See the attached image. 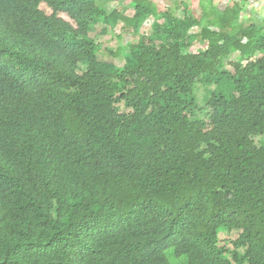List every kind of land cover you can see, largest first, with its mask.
<instances>
[{
	"label": "trees",
	"instance_id": "trees-1",
	"mask_svg": "<svg viewBox=\"0 0 264 264\" xmlns=\"http://www.w3.org/2000/svg\"><path fill=\"white\" fill-rule=\"evenodd\" d=\"M118 1L0 0V264H264V17Z\"/></svg>",
	"mask_w": 264,
	"mask_h": 264
},
{
	"label": "rangeland",
	"instance_id": "rangeland-1",
	"mask_svg": "<svg viewBox=\"0 0 264 264\" xmlns=\"http://www.w3.org/2000/svg\"><path fill=\"white\" fill-rule=\"evenodd\" d=\"M153 3H160L163 5H166L162 0H150ZM199 0H192V4L194 5L196 9V13L199 15L200 13V7H199ZM213 5L216 6L219 10H223L226 7V4L228 0H212ZM96 3L107 13H111L112 10L116 6H121V3L118 0H96ZM244 13L247 15L253 14L257 16L260 20L264 17V0H249L246 4H244ZM127 9V16L132 17L133 16V9L125 7ZM243 13V14H244ZM181 15V13H179ZM152 20L144 21L141 28L139 29L140 33H145ZM98 28H102L103 25L99 23L97 25ZM122 27V23H118L113 29H108V32L106 35H96L93 33V38L95 39V42L99 44L100 50H99V56L102 59H113L115 65L117 67H123L125 65V59H124V49L127 44L134 42L135 36L134 33L131 31L132 27H130V30L126 33H124L121 37L118 36V33L120 32ZM193 32H197L198 29L192 30ZM198 45H196L193 49H197ZM114 52L111 54V52ZM115 54V55H113ZM237 59V54H234L230 56L229 58L223 60L222 67L229 68L228 63L229 61H235ZM208 89H213V87H210ZM207 89L204 88L201 85H198L196 88V94L199 106L201 108H204L206 105L205 97L207 96L206 93ZM204 113H207V110L204 111ZM202 116V113H199ZM227 233L226 231H222L219 235L220 241H223L226 239ZM166 257L169 262V264H187L186 259L184 257L175 258L172 254L171 250L166 251Z\"/></svg>",
	"mask_w": 264,
	"mask_h": 264
}]
</instances>
